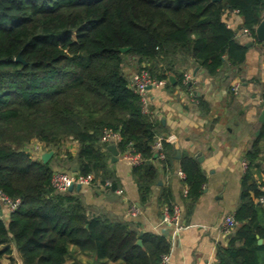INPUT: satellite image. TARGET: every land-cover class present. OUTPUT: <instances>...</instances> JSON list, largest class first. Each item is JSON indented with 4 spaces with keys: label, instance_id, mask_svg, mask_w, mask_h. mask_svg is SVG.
<instances>
[{
    "label": "trees",
    "instance_id": "16d2710c",
    "mask_svg": "<svg viewBox=\"0 0 264 264\" xmlns=\"http://www.w3.org/2000/svg\"><path fill=\"white\" fill-rule=\"evenodd\" d=\"M231 12L256 39L264 0H0V192L20 201L9 216H0V264L14 250L20 264H67L72 248L120 264H162L171 249L166 237L90 215L76 189L59 192L52 178L61 168L93 176L91 187L115 191L110 144L102 142L104 131L113 130L121 136L115 144L121 155L143 159L132 171L142 203L160 180L157 163L166 172L179 163L189 214L207 182L202 166L189 156L176 158L175 143L144 112L132 82L143 70L166 87L174 76L186 90L192 85L183 83L188 68L209 77L236 76L247 49L227 25ZM129 58L137 64L134 76ZM263 140L264 124L245 156L238 223L218 247L216 264H259L264 251L258 244L264 228L256 225L263 206L256 200L264 191L249 182ZM68 142L77 143L75 155L65 150ZM40 150L54 152L47 164L34 156ZM160 203L173 212L168 188Z\"/></svg>",
    "mask_w": 264,
    "mask_h": 264
},
{
    "label": "crops",
    "instance_id": "0c3cea01",
    "mask_svg": "<svg viewBox=\"0 0 264 264\" xmlns=\"http://www.w3.org/2000/svg\"><path fill=\"white\" fill-rule=\"evenodd\" d=\"M228 27L236 34L237 42L246 47L247 54L236 76L209 77L201 68L187 69L192 85L189 89L180 86L175 78L172 87L166 84L153 87L147 92L145 112L160 123L162 131L172 138L177 154L197 159L202 157L203 172L207 182L201 198L186 215L188 188L180 176V166L176 163L173 172L160 169L161 184L153 188L151 197L145 203L140 200L139 188L133 178V166L119 153L118 161L112 163L119 187L113 191L108 188L82 187L76 193L83 196L90 215L106 217L113 222L128 224L139 234L152 233L164 236L171 244L170 264H216L217 250L226 245L228 237L222 231V222L227 215L235 214L242 193V183L247 174L244 169L246 154L251 150L260 134L264 111V42L252 38L242 28L243 20L236 13L226 16ZM182 71V70H181ZM190 83V82H189ZM178 85V86H175ZM183 85V84H182ZM238 88L235 92V88ZM234 92V99L231 93ZM258 168L251 169L250 184L256 182L264 187V140ZM78 145L68 142L65 150L75 155ZM48 151L40 150L36 158ZM177 156V155H176ZM180 158V157H179ZM57 170H62L57 168ZM171 191L174 205L180 207V225L184 227L175 232L174 227L163 223L165 206L160 203L162 190ZM139 209L136 217L130 209ZM256 225L264 228V206L260 207ZM0 216H9L1 205ZM260 246H264V239ZM20 264L15 250L6 256ZM120 264L110 260H99L93 252L71 249L67 264ZM1 264H3L1 260ZM259 264H264V251L259 255Z\"/></svg>",
    "mask_w": 264,
    "mask_h": 264
},
{
    "label": "built area",
    "instance_id": "2783aa9c",
    "mask_svg": "<svg viewBox=\"0 0 264 264\" xmlns=\"http://www.w3.org/2000/svg\"><path fill=\"white\" fill-rule=\"evenodd\" d=\"M248 32V31H246ZM191 75L185 74V82L186 84L191 82ZM166 83L164 81L158 82L154 80L149 72L143 70L141 71L132 82V86L135 91L143 97L144 105L147 104V92L149 88L163 86ZM238 88H235V92H237ZM145 112V107H144ZM121 141V136L118 132L113 130H105L102 136V142L108 143L110 145H115L116 143ZM161 143L158 142L155 146L156 151L161 150ZM39 150V149H38ZM124 158L130 162L132 166L140 165L143 162V159L140 155H133L131 153H127L124 155ZM163 158V156H162ZM244 169L248 168V163L244 162ZM180 176L184 178V174L179 172ZM94 182L93 176H82L77 173H66L63 171H56L52 178L53 187L59 192H67L69 188L74 185H81L82 187H91ZM106 186H111V182H107ZM264 191V187L262 188ZM256 202L260 205L264 206V196L259 197ZM20 204V201L17 200L16 202L11 201L8 197L0 192V205L4 206L9 213L14 212ZM139 214V209L135 206H132L130 209V215L136 217ZM180 216H181V209L178 206H174L173 212H169V209L166 208L165 215L163 217V223L174 227L175 232H180L184 229L182 225H180ZM237 221L233 214L227 215L223 222H222V231L224 236L228 237L232 234L234 228L237 225ZM162 264H170V257L169 255H164L162 257Z\"/></svg>",
    "mask_w": 264,
    "mask_h": 264
},
{
    "label": "water",
    "instance_id": "95a60500",
    "mask_svg": "<svg viewBox=\"0 0 264 264\" xmlns=\"http://www.w3.org/2000/svg\"><path fill=\"white\" fill-rule=\"evenodd\" d=\"M212 1H221V0H212ZM256 37H257V39L260 42H264V20L260 23V25L256 29ZM250 45H246V47H249ZM128 50H129V48H121L120 49L121 52H127ZM16 61L22 62V59L20 58V56H18L16 58ZM170 81L174 84L175 83V78L173 76H171L170 77ZM149 89H151V88H149ZM260 122L264 123V111L261 114ZM109 151L112 154V163H116L118 161V156H119V152H118V150L116 148V145H110L109 146ZM53 155H54V152L53 151L46 152V153L42 154L41 155L42 162L44 164H47L48 161L52 158ZM155 157L157 158L158 157V154H156ZM179 157H180V155L178 153L177 156H176V158L179 159ZM197 159H198L199 162H202V157L197 156ZM159 184H161V182H159ZM75 188L78 191H80L82 189V186L81 185H76V186L72 185L69 188V191L72 192ZM0 208H1V205H0ZM261 242H262V240H259L258 241V244H261ZM137 244L140 245V246H142V242L141 241H138Z\"/></svg>",
    "mask_w": 264,
    "mask_h": 264
},
{
    "label": "rangeland",
    "instance_id": "374dc122",
    "mask_svg": "<svg viewBox=\"0 0 264 264\" xmlns=\"http://www.w3.org/2000/svg\"><path fill=\"white\" fill-rule=\"evenodd\" d=\"M133 60H134V59H131V58L128 59L129 66H128L127 68H129L128 70L130 71V72H129L130 75H133V76H134L135 73L138 71V69L136 68V67H137L136 62H135V63H132ZM133 64H136V67H135V65H134V67H132ZM133 76H132V77H133ZM32 150H34V149H32ZM35 153H37V152H34V155H35ZM15 254H16V253H15ZM2 262H3V264H17L16 262H13L12 259H9V258L6 257V256L3 257Z\"/></svg>",
    "mask_w": 264,
    "mask_h": 264
}]
</instances>
